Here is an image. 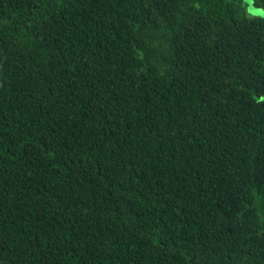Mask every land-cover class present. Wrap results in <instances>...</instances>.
Returning <instances> with one entry per match:
<instances>
[{"label": "trees", "instance_id": "obj_1", "mask_svg": "<svg viewBox=\"0 0 264 264\" xmlns=\"http://www.w3.org/2000/svg\"><path fill=\"white\" fill-rule=\"evenodd\" d=\"M264 0H0V264H264Z\"/></svg>", "mask_w": 264, "mask_h": 264}, {"label": "rangeland", "instance_id": "obj_2", "mask_svg": "<svg viewBox=\"0 0 264 264\" xmlns=\"http://www.w3.org/2000/svg\"><path fill=\"white\" fill-rule=\"evenodd\" d=\"M261 13H264V9L263 8L250 6L247 9V15L249 17H264V16L260 15Z\"/></svg>", "mask_w": 264, "mask_h": 264}, {"label": "snow or ice", "instance_id": "obj_3", "mask_svg": "<svg viewBox=\"0 0 264 264\" xmlns=\"http://www.w3.org/2000/svg\"><path fill=\"white\" fill-rule=\"evenodd\" d=\"M248 3H251L252 0H247ZM260 15L264 16V13H261Z\"/></svg>", "mask_w": 264, "mask_h": 264}]
</instances>
